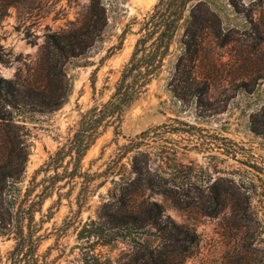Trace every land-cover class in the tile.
<instances>
[{"label":"rangeland","instance_id":"rangeland-1","mask_svg":"<svg viewBox=\"0 0 264 264\" xmlns=\"http://www.w3.org/2000/svg\"><path fill=\"white\" fill-rule=\"evenodd\" d=\"M158 1L104 0L108 26L103 40L87 56L66 64L72 82L68 101L26 124L29 155L17 192L24 208L32 204L39 209L32 229L39 242L36 257L40 264L76 262L81 243L78 232L96 218L112 186L109 179L97 187L106 179L99 177L84 191L83 179L70 174L76 167L73 160L68 164L69 156L58 170L62 180L38 206L37 195L56 174L42 167L73 136L81 114L110 99L141 36L140 28ZM207 1L223 20L219 38L206 29L194 71L199 81H208L209 91L200 101L183 89L176 94L171 91L174 62L183 52L181 29L162 70L125 110L120 126L115 123L104 129L85 156L83 170L101 172L123 145L140 143L117 169L125 174L144 170L146 180L161 181L173 190L174 199L171 193L146 194L163 206L165 217L197 233L199 244L187 264H236L239 258L264 264V78L253 92L235 86L254 78L235 68L241 63L240 50L253 41L240 35L244 31L254 34L257 24L264 36V3ZM88 6L89 0H19L11 6L0 21V52L2 48L10 52L11 61L0 65V75L12 78L20 68L33 65L46 34L81 20ZM224 32L241 40L223 45ZM250 56L264 60V41ZM244 196L250 205L243 203ZM14 245L13 235H0V264H5Z\"/></svg>","mask_w":264,"mask_h":264},{"label":"trees","instance_id":"trees-1","mask_svg":"<svg viewBox=\"0 0 264 264\" xmlns=\"http://www.w3.org/2000/svg\"><path fill=\"white\" fill-rule=\"evenodd\" d=\"M18 1L0 0V21ZM259 1L260 5L264 3V0ZM147 19L110 99L82 113L73 136L42 167L44 171L54 169L56 174L49 177L51 183L37 195L40 197L38 206L62 180L58 170L69 156L68 164L73 160L76 167L70 174L83 179L84 191L99 177H106L97 184L99 188L109 179L112 183L107 197L98 207L96 218L85 222L78 232L77 238L81 241L77 246L79 258L72 264H187L199 244L195 230L165 217L163 206L146 194V191L171 193L174 199L171 188L163 186L161 181L146 180L144 170L125 174L117 169L118 163L130 151L141 147L140 143L123 145L101 172L83 170L85 156L104 129L115 123L120 126L125 110L162 70L181 29L183 35L179 43L183 52L174 62L171 77L174 88L171 91L176 94L179 88L183 89L184 93H191L200 101L210 89L208 81H199L194 72L203 50L206 29H211L217 38L223 32V20L208 1L159 0ZM210 21H213L212 25ZM107 26L108 9L104 0H89L81 20L46 34L33 65L20 68L12 78L0 75V235H13L15 239L5 264H40L36 257L39 242L34 238L36 230L32 229L39 209L32 204L24 208V200L20 201L17 192L29 155L27 136L30 131L26 124L36 122L40 115L59 110L68 101L72 82L66 64L87 56L103 40ZM254 28V34L244 31L240 35L250 36L253 41L240 50L241 63L235 68L241 74L254 75L252 81L243 80L235 85L246 92L255 91L257 81L264 78V60L250 56L264 41L260 26L255 24ZM226 33H223V45L241 40ZM10 59V52L2 48L0 65L10 63ZM257 133L262 132L257 130ZM119 134L115 128V135ZM137 151L143 154L141 150ZM243 203L250 205L249 197L244 196ZM2 260L0 250V262ZM235 263L254 264V261L239 258Z\"/></svg>","mask_w":264,"mask_h":264}]
</instances>
